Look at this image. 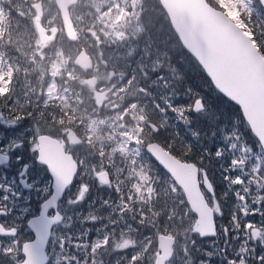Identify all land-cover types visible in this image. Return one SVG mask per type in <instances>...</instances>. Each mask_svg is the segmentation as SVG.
I'll return each instance as SVG.
<instances>
[{
  "label": "snow or ice",
  "instance_id": "obj_1",
  "mask_svg": "<svg viewBox=\"0 0 264 264\" xmlns=\"http://www.w3.org/2000/svg\"><path fill=\"white\" fill-rule=\"evenodd\" d=\"M193 7L176 32L183 75L154 77L163 86L156 103L166 142L179 145L169 154L194 177L196 200L182 198L190 248L181 259L150 262L130 241L117 244L127 223L111 213L108 197L76 176L65 183L35 137L0 115V264H264V0ZM185 64L234 114L225 120L205 93L170 82L186 80Z\"/></svg>",
  "mask_w": 264,
  "mask_h": 264
},
{
  "label": "trees",
  "instance_id": "obj_2",
  "mask_svg": "<svg viewBox=\"0 0 264 264\" xmlns=\"http://www.w3.org/2000/svg\"><path fill=\"white\" fill-rule=\"evenodd\" d=\"M103 1L105 2V0ZM103 1H76V4L73 5L75 7L85 3L77 12L72 13L74 17L76 15L79 16L80 27L84 25L80 29L81 31L78 30V32L84 34L85 31H90L91 34L88 33L89 39L87 40L91 41L92 44H88V46L95 47V44L98 45L99 43L103 49L101 53L112 51L117 54H131V60L133 55L137 56L132 62L133 69L139 71V76L133 79L135 80L133 85L135 91L131 94L125 92L123 98L124 106L131 101L130 99H133L131 106L135 107H132V110H139V112H134L135 115L137 117L139 115L141 120H150L151 117L149 118L145 110L142 111V109L145 104L149 107L150 99L148 100V98L153 94L155 98V103L152 102L153 107L159 111V117L164 126L165 121L162 119L163 109L156 103L157 99H159L158 93L163 91V86L154 77L158 73H163L167 76L183 75L180 71V63L184 60V56L181 54L177 39L173 32L170 31L156 0H109L111 3L107 4L103 3ZM15 17L12 1L0 0V67H2L1 70L5 71V75L11 71L9 67L12 65V58L14 59L13 45L5 41L12 37L10 32H14ZM72 21L75 23L76 19L72 17ZM85 36L87 35L85 34ZM77 39L78 35L76 34L74 43L77 42ZM74 43L67 41L63 34L59 33L56 41L49 45L52 58L59 63L61 70L68 71L71 69L70 60L74 54ZM119 58L124 60L121 56ZM146 61H150V65ZM172 67L176 68L175 74L169 71ZM184 69L186 72L185 81L171 80L170 82L178 86H183L184 83L190 84L193 88L205 93L206 101L210 105L220 106V111L224 114L225 120L234 114L235 108L232 105L226 100H218L215 93L210 91L209 86L206 84V77L198 68L194 65L185 64ZM76 71L77 79L81 77V73L78 70ZM150 78L152 79V85H148V79ZM75 86L78 90L80 87L84 88L83 85H79L77 82ZM152 87L154 91H152ZM138 89H141L142 92H139ZM143 92H146V95ZM127 96L132 98L128 101ZM76 99L79 100L77 97ZM135 100H139L138 104H135ZM115 123L113 132L119 136L123 135L127 142L130 141L129 146L133 149L136 157L116 155L112 159L109 158V165L112 171L109 193L116 203V214L123 221H127L135 231L133 236H130L134 240L142 238L141 242L138 243L137 241L135 246L137 247L139 244L138 247L141 250L140 255L138 253V257L142 258L145 253H148V257L151 258L155 250V235L167 233L171 228L170 223L172 221H179L184 224L187 219V207L183 203L180 191L174 186L168 176L145 154L143 150L145 131H143L142 125L140 127L135 126L129 121L123 120ZM140 131L142 132L141 139L134 140L131 138V136L135 135V132L136 135H139ZM157 135L158 133L154 136L155 139ZM150 137L151 134L147 132V138L149 139ZM164 145L162 144L169 153L174 149L179 150V145L175 141L170 143L168 147ZM150 171L158 172L164 177L169 190L167 192H170L168 193L169 195L165 196L164 194L167 192L162 191V196H159L158 201L154 202L150 200L147 184V177ZM145 234H148V236L145 237ZM172 236L175 238L174 235Z\"/></svg>",
  "mask_w": 264,
  "mask_h": 264
},
{
  "label": "rangeland",
  "instance_id": "obj_3",
  "mask_svg": "<svg viewBox=\"0 0 264 264\" xmlns=\"http://www.w3.org/2000/svg\"><path fill=\"white\" fill-rule=\"evenodd\" d=\"M11 1L16 16L15 26L14 32H10V34L12 33V37L5 42L12 41L14 59L12 58V69L10 66L9 70L11 71L6 74L5 79H3V70H1L2 67H0V115L6 120H19L22 117H28L29 125L23 126L22 131L29 135L33 134L34 136L42 131H54V128H52L49 123L55 117L54 111L57 104L56 99L58 100V96H62L63 88L56 82V78H59V63L52 58L49 45L55 42L57 35L59 33L62 34V32L59 18L52 0ZM36 1H40L39 13H35L30 9V5ZM103 3L107 4L111 3V1L109 2V0H105ZM84 4L81 3L78 7L71 6L69 8L71 21L72 17L76 19L75 23L72 22L74 30L78 35L77 42H71L72 44L74 43V52L76 49L78 50L80 48L88 51L90 50L88 44H92L87 40L89 39L88 33L91 34V32L85 31L84 34L79 33L78 30L81 31L80 29H82V26L84 25L80 27L79 16L76 15L74 17L72 14L82 8ZM85 34L87 36H85ZM98 45L100 47L97 48V58H95L94 68L91 71L90 76L95 78L99 88L85 89L87 93L86 102L83 103L81 107L79 105L77 109L72 110L77 119V123L82 124L84 134L89 140L93 141L94 146L97 145L98 149L99 158L93 159L88 163L79 159L80 174L86 178L90 175L92 176L99 167L107 164V161H103V159L100 158V156L106 151L108 154L105 156V159L108 160L115 151H117L116 155L119 156L132 150L131 147L128 146L129 144L127 145L128 142L123 135L117 137L113 134L112 131L115 129V126L110 125L111 123L109 124L103 116L99 115L101 112V101L96 98V94L101 91L100 85L107 78L108 71L107 69L102 70L100 66L102 61H104L105 58L108 59V56L113 55V53L111 51L101 53L103 49L99 43ZM76 82L79 85L87 86L82 77L77 78ZM85 106H88V109H86ZM10 110L13 111V115L16 116L11 115ZM150 114L151 119L157 123L160 128L156 140L163 145L165 144V147H168L170 145V143L166 142L168 133L163 131L164 126L159 117V111L153 107ZM84 149H86V147H84ZM147 179L151 201H158V197L162 196V191H169L167 188V182L158 172L150 171ZM98 185L99 186L96 188H92L93 195L100 193L106 197L108 196V206L111 209V213L116 214V203L114 202V198L109 196L110 184L102 185L99 183ZM168 193L170 192H167L164 195H169ZM121 221L126 222L127 227L123 230L120 239L115 242L119 244L124 240H128L130 241L129 248L139 249V244L135 247L136 242H141L142 238L134 240L131 236H133L135 231L127 221H123L122 219ZM170 224L171 228L167 233L175 236L172 255H175L177 259H181L179 256L181 250L185 247L190 248L189 241L191 239V234L188 232L187 228L182 227L183 224L179 221H172ZM144 236L147 237L148 234H145ZM152 260L153 257L149 258L150 262Z\"/></svg>",
  "mask_w": 264,
  "mask_h": 264
},
{
  "label": "flooded vegetation",
  "instance_id": "obj_4",
  "mask_svg": "<svg viewBox=\"0 0 264 264\" xmlns=\"http://www.w3.org/2000/svg\"><path fill=\"white\" fill-rule=\"evenodd\" d=\"M92 42H94V41H92ZM10 45H12V41H10ZM95 45H96L95 47H90L89 48L90 50H88V51H86L84 49L92 61V68L89 69L88 71L82 72L79 68L72 65L71 60H72L74 54L76 53L77 49L75 50L73 56L71 57V60H70L71 69L70 70H68V71L61 70V67L59 66V69H58L59 78L58 79L56 78V82L59 83L61 85V87L63 88V93H62V96H58L59 97L58 100L56 99L57 104L55 106V111H54L55 117L49 123V125L52 128H54V131H50V132L42 131V132L37 133V134H47L51 137L56 138L59 141H62L64 151L69 153L76 163V171H75L74 176L81 179L82 182H87L89 185L92 186V188L97 187V182H98V184L100 183L102 185H108V184H110V182L112 180V171H111L110 165H108L110 162H109V159L108 160L105 159V156L108 154V152L106 151L103 155L100 156V158H102L103 161H107L106 165L99 167L93 173V175L92 176L90 175L88 178L81 176V174H80V160L79 159H82V161H86L88 163V162L92 161L93 159L99 158V156H98L97 145L94 146L93 141L89 140V138L86 137V135L84 134V131L82 129V124L77 123V119H76L75 115L73 114L72 110L77 109V107L79 105L81 107L82 104L86 102V94L87 93H86L85 89H91V88L92 89L93 88L98 89L99 88L98 83L95 81V78L93 76H90L91 71L94 68L95 58H97V53H98L97 48L99 47V45H97V44H95ZM112 53H113V55L108 56V59L105 58V60L102 61V64L100 66V68L102 70L107 69L108 71H107V76H106L107 78L100 85L101 91L96 94V98L101 101L100 102L101 112L99 115L103 116L109 124L111 123L110 125H114V124L116 125L115 122L121 121V120L129 121L132 125L139 126V127H140V125H142L143 131H145V136H143V139L145 140L144 144L147 143L148 141H155L162 148H164L162 146V144L159 143L154 138V136L158 133L159 125L151 119L150 120H147V119L141 120L139 115H138V117H137V115H135L134 112H139V110H137V109L134 111L132 110L133 109L132 107H135V106H131L133 103V99H130V98H132L131 96H127L128 101H129V99L131 101L128 104H126L127 107L124 106L123 98L125 96V92L131 94L135 91V88L133 87L135 80H133V79H134V77L137 78L139 76V71L133 69V62H132V60L136 59L137 56L133 55V59L131 60V58H132L131 54L125 55V54L120 53L121 55H117L114 52H112ZM120 56L123 57L124 60L120 59L119 58ZM12 63H13V60H12ZM146 63H148V65H150L151 62L146 61ZM10 66L12 68V65H10ZM136 66H139V65H136ZM144 66H146V64H144ZM76 70H78L81 73V77L85 80V84H87V86H84V88L80 87L79 90L75 86L76 72H77ZM2 73H3V79H5L6 78L5 71H3ZM12 74H13V71H12ZM12 74H11V76H12ZM145 75H146V73H145ZM151 81H152L151 78L148 79V85H152ZM9 84H10V82H9ZM151 89H153V87ZM138 90H139V92L140 91L142 92L141 89H138ZM152 91H154V89ZM143 93L146 95V92H143ZM76 97L79 98V100L76 99ZM134 98H136V97H134ZM76 100H77V102H76ZM148 100H149V104H150L149 107H147L146 104L143 105L142 111L145 110V113H147L148 117L150 118L149 115H151L150 113H151L152 108H153V103H155V98H154L153 94L151 95V97L148 98ZM138 101L139 100H136L135 104H138ZM85 108L88 109V106H85ZM124 110H126V111L124 112ZM10 113H11V115L14 114L13 111H11ZM13 116H16V115H13ZM148 122L152 123L153 125L156 126V131H152L146 125V123H148ZM17 123H19L23 127V126L29 125V119H28V117H22L21 119L17 120ZM70 132L72 134V139H71V140H73L72 142H70V140H69V133ZM147 132L149 134H151V137L149 139L147 138ZM37 134H35L34 137ZM113 134L117 137L119 136L114 132H113ZM141 134H142L141 131H140L139 135H136V132H135V135L131 136V138L134 140H139V139H141L140 138ZM31 136H33V134H31ZM128 144H130V141L127 143V145ZM144 144H143V146H144ZM84 147H86V149H84ZM132 150L128 151L123 156L129 155L131 158L136 157L134 154V151H132ZM116 153H117V151L114 152V154L111 156V159L116 157ZM99 171H105L106 172L107 177H106L105 181H101L96 177V173ZM71 182H72V180H71ZM109 196H110V193H109ZM181 196H182V194H181ZM163 234H168V233H163ZM168 235H170V234H168ZM154 241H155V237H154ZM173 244H174V242H173ZM154 251H153V253H154ZM172 254H173V245H172V253L170 256H172ZM164 264H166V262Z\"/></svg>",
  "mask_w": 264,
  "mask_h": 264
},
{
  "label": "water",
  "instance_id": "obj_5",
  "mask_svg": "<svg viewBox=\"0 0 264 264\" xmlns=\"http://www.w3.org/2000/svg\"><path fill=\"white\" fill-rule=\"evenodd\" d=\"M77 0H52L54 8L57 12L60 28L63 36L69 42L76 40V32L69 16V8L76 4ZM158 7L162 11L170 30L176 37V32L180 31L184 26V20L194 12L195 0H156ZM30 9L35 13L40 11V1H36L30 5ZM72 65L79 68L82 72H86L92 68V61L86 51L82 48L78 49L74 54ZM152 130L156 131V126L152 123H146ZM38 147L41 150V158L49 164L50 168L60 176L65 183H71L72 177L76 171V163L71 155L64 151L63 142L51 137L47 134H37L35 136ZM72 134L69 133V140L72 142ZM76 141V140H75ZM145 153L154 161V163L164 171L171 179L173 184L182 194L187 196L190 202L196 200V192L194 191V177L188 180L181 172L178 161L173 155H170L155 141H148L144 144ZM96 177L106 180V172L99 171ZM183 189V190H181ZM174 238L171 235L158 233L155 236V255L153 260H161L162 257H168L172 253V245ZM166 259L161 262L164 264Z\"/></svg>",
  "mask_w": 264,
  "mask_h": 264
}]
</instances>
